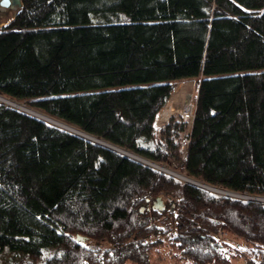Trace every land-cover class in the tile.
<instances>
[{"label": "trees", "instance_id": "trees-1", "mask_svg": "<svg viewBox=\"0 0 264 264\" xmlns=\"http://www.w3.org/2000/svg\"><path fill=\"white\" fill-rule=\"evenodd\" d=\"M21 1L0 27L1 96L264 198V0ZM186 80L195 117L160 124ZM166 245L183 264H264V202L0 101V264H151Z\"/></svg>", "mask_w": 264, "mask_h": 264}, {"label": "rangeland", "instance_id": "rangeland-1", "mask_svg": "<svg viewBox=\"0 0 264 264\" xmlns=\"http://www.w3.org/2000/svg\"><path fill=\"white\" fill-rule=\"evenodd\" d=\"M15 11L16 10H7V9L4 10V8L0 7V27L6 25L7 22L10 20V18L16 15ZM195 96H196L195 82L186 80L185 82L179 83L174 92V96L168 102L167 107L163 111L161 115L162 117L160 118L159 123L160 124L166 123L172 117H177L179 115H182L183 112L187 109V107H192V105H194L193 98ZM174 172L177 174L180 173L176 171ZM226 240H227L226 243L230 244L231 246L235 248L246 249L247 247L246 245L243 244L241 240H238V241H234L231 239L230 240L226 239ZM160 249H161L160 252L153 253L151 264H183L182 260L177 259L179 255L178 250L174 248L172 245L171 246L166 245ZM233 264H246V260L244 258H241V259H238V261L234 262Z\"/></svg>", "mask_w": 264, "mask_h": 264}, {"label": "water", "instance_id": "water-1", "mask_svg": "<svg viewBox=\"0 0 264 264\" xmlns=\"http://www.w3.org/2000/svg\"><path fill=\"white\" fill-rule=\"evenodd\" d=\"M22 5H23V3H22V1L21 0H0V7L1 8H4V10H6V9H10V10H17V9H19V8H21L22 7ZM17 15V14H16ZM15 15V16H16ZM0 101H3L4 103H6V104H8V105H12V106H14V107H16L17 109H19V110H21V111H25V112H27V113H29V114H31V115H34V116H37L36 114H34V113H31L30 111H27L26 109H24V108H19V107H17L16 105H14V104H12V103H9V102H7V101H5V100H0ZM38 117V116H37ZM39 118H41V117H39ZM42 120H46V121H49V120H47V119H43V118H41ZM51 123H54V122H52V121H50ZM55 124V123H54ZM55 125H58V124H55ZM58 126H60L61 128H63V129H65V130H69V131H72L73 133H75V134H79V135H81V136H83L84 138H86V139H88V140H91V141H93V142H95L96 144H98V145H102V146H104V147H106V148H108V149H110V150H114L115 152H118V153H120L122 156L124 155V156H126V157H128V158H131L132 160H136V161H138V162H141L142 164H144V165H148V166H150V167H152V168H155L152 164H154V163H152V164H150L148 161H143V160H141L140 158H137V157H131V156H129V155H127L126 153H124V152H121V151H119V150H117L118 149V147H116V146H114L113 144L111 145V144H109L108 142H106V141H103V140H99L98 138H95V137H93V136H91V135H87V134H85L84 132H82V131H76V130H70V129H66V128H64L63 126H61V125H58ZM158 169V168H157ZM156 169V170H157ZM158 170H160V169H158ZM161 172H164V171H162V170H160ZM165 174H170L171 176H174V177H176V178H179V179H181V180H183V181H185V182H187V183H189V184H193V185H195V186H197V187H199V188H203V189H205L206 190V188H204V187H200V186H198V185H196L195 183H193V182H188V181H186V180H184L183 178H182V176H178L176 173H173V172H168V173H166V172H164ZM177 175V176H176ZM186 177V176H185ZM189 179V178H188ZM192 180V179H191ZM225 191V190H224ZM216 193H218V192H216ZM230 194H223V193H218V194H221V195H227V196H230V197H238V198H243V199H248V200H252V201H263L264 202V198H260V197H258V198H255V197H252V196H241V195H239V194H237V193H231V192H229ZM152 208L154 209V210H156V211H165L166 210V208H167V205L165 204V201L161 198V197H158V199L157 200H155V201H153L152 202ZM144 211H145V208L144 207H142L141 208V213H144ZM86 238L85 237H81V236H79V235H77V240L78 241H83V240H85Z\"/></svg>", "mask_w": 264, "mask_h": 264}, {"label": "bare ground", "instance_id": "bare-ground-1", "mask_svg": "<svg viewBox=\"0 0 264 264\" xmlns=\"http://www.w3.org/2000/svg\"><path fill=\"white\" fill-rule=\"evenodd\" d=\"M0 100H5V101H7V102H9V103H12V104H14V105H16L17 107H19V108H24V109H26L27 111H30L31 113H34V114H36L38 117H41V118H45V119H47V120H49V122L50 121H52V122H54L55 124H58V125H61V126H63L64 128H68V129H70V130H76V131H78L76 128H74L73 126H71V125H66V124H64L63 122H60V121H57V120H53V119H51V118H49L48 116H46V115H43L40 111H37V110H35V109H33V110H31V109H29L28 107H26L24 104H18L17 102H15V101H13V100H7L6 98H4L3 96H1L0 95ZM51 123V122H50ZM54 123H52V124H54ZM54 124V125H55ZM117 150H119V151H121V152H124V153H126L127 155H129V156H131V157H137V158H140L141 160H143V161H148L150 164H152L153 162H151V161H149V160H145V159H143L142 157H140L139 155H137V154H132V152H129V151H126V150H122V149H120V148H118ZM155 168L154 169H160V170H162V171H164V172H166V173H168V172H173V173H175L174 171H172V170H170L168 167H166V166H162V165H160V164H152ZM177 174V173H176ZM178 176L180 175V176H182V178L184 179V180H186V181H188V182H193V183H195L196 185H198V186H200V187H204V188H206V190L207 191H211V192H218V193H225V194H230L228 191H222L220 188H215V187H210V186H208V185H206L204 182H198V181H194V180H190V179H188L187 177H185V175H181L180 173L179 174H177Z\"/></svg>", "mask_w": 264, "mask_h": 264}, {"label": "built area", "instance_id": "built-area-1", "mask_svg": "<svg viewBox=\"0 0 264 264\" xmlns=\"http://www.w3.org/2000/svg\"><path fill=\"white\" fill-rule=\"evenodd\" d=\"M194 113L195 106L192 105V107H187V109L183 112L181 116H184L185 119L190 120V122H192L193 118L195 117ZM176 143H179L180 148L185 152L187 150L186 148L190 143L189 135L187 133H184L180 138H178Z\"/></svg>", "mask_w": 264, "mask_h": 264}, {"label": "crops", "instance_id": "crops-1", "mask_svg": "<svg viewBox=\"0 0 264 264\" xmlns=\"http://www.w3.org/2000/svg\"><path fill=\"white\" fill-rule=\"evenodd\" d=\"M7 10H10V9H7Z\"/></svg>", "mask_w": 264, "mask_h": 264}]
</instances>
